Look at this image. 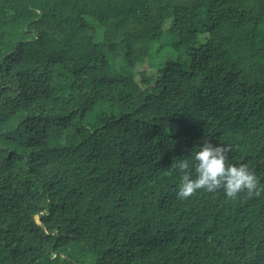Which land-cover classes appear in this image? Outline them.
Listing matches in <instances>:
<instances>
[{
	"label": "trees",
	"instance_id": "1",
	"mask_svg": "<svg viewBox=\"0 0 264 264\" xmlns=\"http://www.w3.org/2000/svg\"><path fill=\"white\" fill-rule=\"evenodd\" d=\"M205 140L259 194L178 198ZM0 264H264V0H0Z\"/></svg>",
	"mask_w": 264,
	"mask_h": 264
},
{
	"label": "clouds",
	"instance_id": "2",
	"mask_svg": "<svg viewBox=\"0 0 264 264\" xmlns=\"http://www.w3.org/2000/svg\"><path fill=\"white\" fill-rule=\"evenodd\" d=\"M226 144H213L205 140L192 148L190 155L172 160L170 167L178 173L176 195L180 199L191 197L198 190H222L227 198H236L246 191L259 194L258 177L246 164L228 162Z\"/></svg>",
	"mask_w": 264,
	"mask_h": 264
},
{
	"label": "rangeland",
	"instance_id": "3",
	"mask_svg": "<svg viewBox=\"0 0 264 264\" xmlns=\"http://www.w3.org/2000/svg\"><path fill=\"white\" fill-rule=\"evenodd\" d=\"M172 56L177 57L178 55L173 53L170 48H165L163 50V53L160 55L152 54V56L144 63H138L135 67H127L124 70H122L123 74H131L135 77L139 78L141 74L146 73L148 75H152L155 71V68L159 66L162 62L165 56ZM111 61L114 66L120 67L123 64L122 56L117 54L113 55L111 57Z\"/></svg>",
	"mask_w": 264,
	"mask_h": 264
}]
</instances>
